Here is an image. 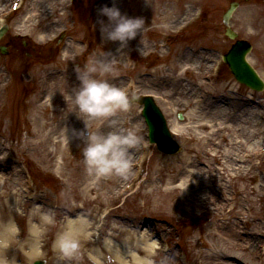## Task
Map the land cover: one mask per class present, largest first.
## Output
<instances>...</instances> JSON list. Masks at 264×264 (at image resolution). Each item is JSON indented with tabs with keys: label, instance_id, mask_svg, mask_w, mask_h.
<instances>
[{
	"label": "rangeland",
	"instance_id": "rangeland-1",
	"mask_svg": "<svg viewBox=\"0 0 264 264\" xmlns=\"http://www.w3.org/2000/svg\"><path fill=\"white\" fill-rule=\"evenodd\" d=\"M13 1L0 0V26H9L5 36L0 39V48L6 46L8 51L5 55L0 50V73L4 76L0 83V158L8 162L6 170L0 172V209L5 205L16 214L24 216L32 205L28 201L33 195L46 196L53 200L52 207L64 208L66 199L74 195V188L80 191L86 182H96L99 195L104 200H108L115 193L116 199L112 208L116 212L109 224L112 225L115 219L124 217L132 226L138 224L141 233L150 232L149 242L158 243L156 245L160 248H157L158 264H203L204 257L201 259L199 252H209V249L199 239L203 237L205 243L218 246L217 240L206 237L214 226V219L201 211L192 212L187 206L179 205L178 199H173L168 206H164L157 192L152 194L149 205H146L144 194L148 188L145 181L148 176L152 177L151 190L154 191L161 184L158 174L160 166L169 165L182 157L190 144L188 136L193 137L194 134L189 128L193 120L190 121L187 117L191 107L184 106L185 101L182 98L181 102L170 98V94L175 91L163 87L161 76L165 72L171 75L173 72L181 74V77L187 78L183 84L198 93L206 91L207 95L201 101L203 107L210 103L216 105L218 101L215 97L226 105L223 107L224 113L219 116L214 112L213 117L209 118L214 119L212 124L208 122L207 129L201 132L202 137H197L191 145H208L209 133L214 130L213 124L220 125L224 121L225 136L228 139L227 152L231 150L236 155L237 163L243 164L240 150L246 146V138L250 134H247L242 124L246 123L243 122L249 113L257 116L260 112V121H264V92H254L241 85L222 65L223 55L233 44V40L225 34L223 15L235 0H115L128 15L144 17L145 26L138 40L125 53L113 57L108 55L109 48L101 38L98 24V10L105 4L112 5L113 0H23L22 7L17 11L12 10ZM236 1H240L241 6L234 14L231 27L240 38L252 42L254 48L249 57L264 76V0ZM54 4H57L58 10L55 20L62 17L66 20L60 23L59 31L51 34L47 32L48 39L38 41L37 37H40L48 20H42L41 23L31 22L35 34L20 31L21 25H24L25 20L36 9L51 12L55 8ZM63 13L66 15L63 16ZM104 19L107 20V17ZM144 44L151 47L150 50L140 51ZM96 58L115 60L116 72L114 75L109 74L108 78L112 83L126 88L130 96L133 93L135 96H154L170 129L173 120L183 126L181 133L173 135L181 146L179 153L168 155L149 143L143 106L132 100L128 111L118 113L111 119L117 120L119 127L134 129L143 136L141 143L131 149L132 168L137 158L146 157L141 172L137 173L138 168H134V171H129L124 177L113 174L98 181L100 178H94L86 171L83 163V142L80 140L66 150L65 159L60 156L57 164L48 166L41 163L38 152L29 144L34 139L33 115L39 102L38 93L41 87L52 72L59 74L65 71L73 74L74 77L69 83L62 82L63 85L59 87L56 95L55 104L60 106V110H65L66 107L61 106L62 101L69 97L78 84L75 66H83ZM35 71L37 74L34 75ZM187 73L194 78V83L187 81L190 79ZM68 109L72 111L73 104L66 110ZM233 109L234 117L229 114ZM180 113L184 116L183 120L179 119ZM47 114L50 116L52 113L47 111ZM198 116L205 117V121H208V114L204 110ZM70 120L77 123L74 118ZM83 125L80 123L78 128ZM91 129L96 130L94 126ZM261 130L257 151L249 162L254 168L253 173L243 178L245 181L237 180V187L247 183L251 186L262 185L264 188V129ZM136 176L134 187L138 183L137 187L127 189V181ZM228 188L232 191L229 186ZM25 190L29 191V195ZM254 200L257 222L264 223V190L262 194L254 196ZM245 209L247 208L243 206V209L237 208V211ZM107 211V207H100L98 219ZM235 217L236 214L232 215L231 220L235 221ZM16 222L21 229L20 234L24 233L22 242L27 237L28 218ZM56 230L48 236L51 243ZM132 235L137 237L136 234ZM261 241L264 247V239ZM165 244L169 245V250L163 248ZM180 252L185 254L186 259L179 258ZM36 260H45L47 264H51L47 254L30 263L26 257L19 264H33ZM252 262L264 264V256L260 261Z\"/></svg>",
	"mask_w": 264,
	"mask_h": 264
},
{
	"label": "bare ground",
	"instance_id": "bare-ground-1",
	"mask_svg": "<svg viewBox=\"0 0 264 264\" xmlns=\"http://www.w3.org/2000/svg\"><path fill=\"white\" fill-rule=\"evenodd\" d=\"M54 6V10L51 12H42L36 9L25 20V26L21 25L20 31L35 34L36 32L32 28L31 22L36 23L38 21L41 23L42 20L49 21L43 26L40 35L42 39H48L47 32L51 34L52 32L59 31L60 23L66 20L64 17L60 20H55L58 17V10L57 4H54ZM65 15L63 13V16ZM138 38L139 35L134 40H131L128 47L123 50H118L119 42L108 41L104 42V44L108 45V55L110 57L120 56ZM150 48L147 44L141 45L142 51L145 49L150 50ZM35 74H37L36 71L34 72ZM187 74L190 78L187 81L191 80L194 83V78L191 74ZM173 75L165 72L161 76L162 85L169 90L175 91L170 94V98L178 99V102H181L180 99L182 98L185 101L184 106L190 105L191 112L187 117L190 118V121L193 120L189 128L194 134L193 137L188 136L190 144L185 149L182 157L169 165L160 166L158 174L161 184L154 191L151 190L152 177L148 176L146 178L145 186L148 189L144 194L145 204L149 205L150 197L154 192H157L164 206H168L173 199H178L179 205L187 206L192 212L201 211L203 214H208L209 218L214 219V226L210 227L211 230L206 237L217 240L218 246L214 247L205 243L203 237L199 239L209 249V252H199L201 259L204 257L203 264H253V260L260 261L264 256V247L261 241V239H264V223L257 222L254 196L262 194L264 188L262 185L251 186L247 183H244L242 187H237V180L245 181L243 178L253 173L254 168L252 167V163L249 164V162L252 155L257 151L259 135L262 131L261 129L264 128V121H260L262 114L259 112L256 116L253 113H249L247 114L246 121L243 122L246 123L242 124L243 128H246L247 134H250V137L246 138V146L240 150L242 152L240 157L243 160V164L237 163L236 155L231 150L227 152L228 139L225 136L224 121L220 125L218 123L213 124L214 130L209 133L208 145L195 147L191 145L193 140L197 137H202L201 132L207 129L209 126L208 122L212 124L214 121V119L209 120V118L213 117L215 111V115L218 116L222 112L224 113L223 107L226 105L219 102V99L215 97L216 101H218L216 105L210 103V105L203 107L201 101L207 95L205 94L206 91L198 93L183 84V81L187 78H183L181 74L177 75L175 72H173ZM3 77L0 73V83ZM73 77V74L65 71L59 74L52 72L48 75L45 85L41 87L42 89L38 93L39 102L33 115L34 139L29 144L38 152L41 163L48 166L60 162V156H63L65 159L66 150L73 143L79 141L72 134L71 129H79L78 125L80 123L84 124L82 120L84 119L83 114H80L78 109L74 108L72 111L66 110L68 106L72 105V101L69 98L62 101L61 106H65V110H60V106L55 104L59 87L63 85L62 82L68 81L69 83ZM245 108H247L246 105ZM240 109L242 110V108ZM42 110L45 111L41 113ZM203 110L208 114V121H205V117L198 116ZM47 111H51L52 114L49 116ZM229 114L233 116L235 109L231 110ZM73 118L76 120V124L73 121L71 122L70 119ZM196 119L198 120L195 123L194 120ZM88 124L91 128L94 126L96 130L99 128V130L105 133L111 130L107 122L88 119ZM118 126H120L119 122ZM83 127L84 125L81 128ZM170 127L174 135H178L183 130V126L174 120ZM209 146L210 148H208ZM7 167L8 162L0 158V172L5 171ZM130 171H133V168ZM101 180L100 178L98 181ZM127 184L125 185L127 186ZM73 191L74 195L65 201L66 207H58L56 209L58 219H62L65 214H68L73 217H83L87 221V234L82 241L85 256L81 264H96V261L88 257V252H91L98 258L99 264H158L157 248L159 247L156 245L158 243L149 242L148 236H150V232L141 233L138 224L132 226L124 217L115 219L112 225L109 224V221L114 217V213L116 212V209L112 208L116 199L115 193L111 192L110 198L104 200L99 195L98 183L96 182H86L84 188H81L80 191H77V188H74ZM123 192L125 193V191ZM25 193L29 195L28 190H25ZM28 202L32 204L31 207L35 203H41L49 207L53 205V200L48 199L46 196L33 195L29 198ZM243 206L247 209L237 211V208L243 209ZM100 207H107L108 211L98 219ZM28 213L29 210L26 211L24 216L19 215L4 205L0 209V221H6L10 217H17L18 219L16 220H22L29 218ZM234 214H236L235 221L231 220V216ZM55 229L57 228L54 227L49 231L39 253H30L28 256L24 255L20 250V243L5 251L10 257L13 255L16 257L17 264L26 257L29 258L30 263L35 259L44 257L46 254L50 256L51 264H75V262L61 261L52 249L48 236ZM132 234H136L138 238ZM23 235L24 233H21L20 237ZM119 240H121L120 243Z\"/></svg>",
	"mask_w": 264,
	"mask_h": 264
},
{
	"label": "clouds",
	"instance_id": "clouds-1",
	"mask_svg": "<svg viewBox=\"0 0 264 264\" xmlns=\"http://www.w3.org/2000/svg\"><path fill=\"white\" fill-rule=\"evenodd\" d=\"M99 31L103 42H119V49L128 47L129 42L142 33L145 18L130 16L123 12L115 0L111 6L105 4L98 10ZM107 17V20L104 19ZM42 41V37H37ZM141 51V49H140ZM115 60L96 58L83 66L74 68L78 84L69 94L75 109L83 114L84 127L73 128L71 132L83 142V163L86 171L94 178L115 175H127L133 165L131 149L140 144L143 136L134 129H124L111 117L126 112L135 99L126 88L112 83L109 74H115ZM88 119L107 122L111 128L103 132L92 130ZM27 237L21 242V229L14 217L0 221V264H17L16 257L5 251L20 243L24 255L39 253L52 228H57L51 247L61 261L81 264L85 251L82 241L86 237L87 221L83 217L65 214L58 219L57 209L41 203H35L28 213ZM88 257L96 264L98 258L91 252Z\"/></svg>",
	"mask_w": 264,
	"mask_h": 264
},
{
	"label": "water",
	"instance_id": "water-1",
	"mask_svg": "<svg viewBox=\"0 0 264 264\" xmlns=\"http://www.w3.org/2000/svg\"><path fill=\"white\" fill-rule=\"evenodd\" d=\"M238 7L239 4L234 2L225 13L224 24L226 26H229L230 20ZM227 35L232 39L237 37V34L231 28H228ZM251 50L252 44L249 41L238 40L226 55V62L240 83L247 85L253 90L263 91L264 80L247 59ZM3 52L6 53L5 51ZM138 101L145 104L144 115L149 124L151 141L156 143L158 148L165 153H177L180 150V146L173 139L167 121L153 98L147 96L138 99ZM180 118L183 119V116L180 115ZM34 264H46V262L39 260Z\"/></svg>",
	"mask_w": 264,
	"mask_h": 264
}]
</instances>
